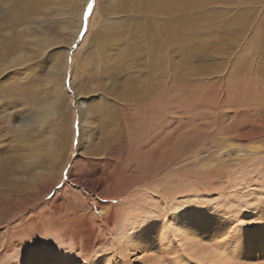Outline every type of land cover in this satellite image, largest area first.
<instances>
[{"label": "rangeland", "instance_id": "374dc122", "mask_svg": "<svg viewBox=\"0 0 264 264\" xmlns=\"http://www.w3.org/2000/svg\"><path fill=\"white\" fill-rule=\"evenodd\" d=\"M89 3L93 5L92 11L98 8L92 23L93 34L83 42L90 29V17L85 19L84 14L75 41L73 34L80 15L69 17L67 6L72 12L80 7L86 11ZM172 3L173 0H134L136 6H133L130 0H64V13L59 11L52 14L53 18L33 26L31 33L36 37L33 44L40 42L49 49L47 52H44L46 48L40 49L43 56L32 58L31 65L41 66L37 78L39 88L43 85L47 92L42 93L46 102L35 113L13 111L0 116V194L20 197L16 203L11 197L4 207L0 202V264H21L27 259L31 264H42L43 257L53 254L49 251L58 244L68 258L75 255L68 259L73 260L72 264H214L220 261L222 264H264L261 237H264V137L236 141L231 132L221 129L222 125L202 129L188 126L182 145H174L173 150L182 152L172 155L170 174L166 178L158 176L149 180L150 171L158 174L153 166L137 169L145 175L144 183L133 185L126 198L114 202L96 197L83 188L84 181L98 172L112 176L115 173L116 179L124 175L133 178L138 173L133 172L132 160L123 163L132 152L125 134L114 145L107 146L102 155L106 163L94 164L87 154L91 143L98 144L105 136L97 117V125L92 127L94 132L82 129L76 104L82 107L87 100L75 93L78 88L73 73L76 58L88 55L95 39H108L116 33L115 28H123L121 23L126 16L154 21L156 30L160 31L169 16L165 14L166 5H171L170 19L178 17V8ZM182 6H185L183 30L188 72L184 75L183 68V83L172 92L173 97L183 91L180 89L187 90L189 98L196 99L201 91H226L231 76L242 66V75L264 72V0H185ZM103 27L109 29H105L106 34L102 32ZM110 30L113 31L109 33ZM161 33L164 34L162 30L160 36ZM73 53H77L76 58ZM170 56L175 65L178 61L175 52ZM54 67L56 71L51 70ZM54 72L57 76L52 80ZM19 80L20 77L10 73L4 78L7 85L24 90V81ZM175 82L172 78L170 86ZM58 87L60 96H64L62 110L54 105L59 98L54 93ZM98 95L90 93L89 100L99 99ZM72 109L77 113L73 121ZM59 111L67 113L70 122L66 121L63 127L68 143L57 156V148L52 143L65 132L58 126ZM171 111L174 125L178 113L174 107ZM232 120L222 123L229 125ZM3 123L8 125L4 127ZM17 127H21L17 130L19 134L26 132V136L15 134ZM207 130L215 131V135ZM257 149L260 151L257 154L250 153ZM100 158L96 157V162ZM75 168L82 176L80 185L74 187L70 176ZM97 203H102L103 208ZM110 204L116 207L112 211L113 222L108 226L100 219ZM128 209L136 212L126 222L123 211ZM258 228L261 232H257ZM134 231L138 232L133 234V242H125L123 238ZM193 236H197L196 244L189 241ZM237 238L242 240L238 248ZM44 249L49 253L43 254ZM204 259L211 263H203Z\"/></svg>", "mask_w": 264, "mask_h": 264}, {"label": "bare ground", "instance_id": "6f19581e", "mask_svg": "<svg viewBox=\"0 0 264 264\" xmlns=\"http://www.w3.org/2000/svg\"><path fill=\"white\" fill-rule=\"evenodd\" d=\"M173 2L174 4H172L178 8V17L170 19L172 13L168 8L171 5H166L164 9L166 11L165 14L169 16L167 17L168 20L166 19L167 21H164V24L161 26L160 31L164 32V34L161 33L162 36L159 35L160 31L156 30L154 21L148 20V22H144L136 19L135 21L132 16H126L124 20L121 19V24L124 27H118L120 30H116L117 28H115L116 33H112L110 37L107 34L108 39H95L96 43L94 47L84 58L77 59V53L76 55L73 53L76 58L73 73L76 87L80 89L76 88L75 93L78 98L87 100L86 103H83L82 107L78 103L76 104L80 110L82 129L85 132H92L97 118L101 121V125L104 128L103 135L105 137L98 144H92L90 140L91 145L87 154L91 156V159L95 162L94 164L100 165V162L106 163V157L102 155L107 151V146L110 144L114 145L119 138L121 139V137L126 136L132 152L123 163L126 164L132 160L131 162H134L133 172L138 173L136 177H133L132 174L131 177L133 178L124 175L120 179L114 178L116 176L115 173H113V176L111 173L104 175L100 172L90 174L91 177L84 181L83 188L89 189L91 194L96 195V197L102 199L106 197L111 202L120 200V198H126L133 185L139 184V182L142 184L146 180L144 174L135 170H143L147 166H153L154 170L158 172L157 174L150 171L149 180H154L158 176H163L162 178L169 176V170L172 166V155H176L180 151V149H177V151L173 150L174 145H180L184 142L183 140L188 135L186 132L188 126L202 129L212 128L215 124L218 126L222 125L221 129L231 132L232 138H236V141L264 137V72L262 71H257L258 73L253 71L251 74L242 75V66L235 71L234 76H231V81L226 86V91L221 90L217 93H214L215 90H213L214 92L208 90L201 91L202 93H199L196 99L194 97L189 98L190 96L186 93L187 90L180 89L183 91H178V93H175L176 97H173L172 92L177 90L178 86L183 83L181 81L184 79L182 74L183 68L184 75L185 72H188L185 61L187 54L184 51L186 35L184 34L185 30H183L185 6L182 5H185V0H173ZM130 3L134 4V0H130ZM135 4L133 6H136ZM120 5H123L122 1ZM97 6H99L98 2ZM124 6L128 7L129 5ZM97 10L98 8L95 7L94 11L88 16L90 17V29L83 42H87L93 34L92 23L95 22V12L97 13ZM59 11L60 13H64L65 11L64 0H0V88H3L7 94L5 98L0 99V116L9 115L13 111L17 113L33 110L32 112L35 113V110L42 107L46 102L42 97V93L44 92V95H46L47 92H45L43 85L39 88L37 78V70L41 66H31L33 62L32 58H41L43 55L41 56L39 50L46 47L42 46L45 44L40 42L33 44L36 37L32 35L31 30L34 25L40 21L53 18L52 14H58ZM67 11L69 17H72L74 14L80 15V21L77 22L73 34V39L75 40L77 34L80 32V22L82 16L85 14V9L80 7L77 11L72 12L73 10L67 6ZM79 15L77 16L79 17ZM114 24L116 22L113 23V27H115ZM107 27H103L104 31L102 30V32L104 34L108 32H105V29L109 30ZM69 29H72V27ZM111 31L113 30H110L109 33ZM89 33L90 35L87 38ZM48 50L46 48L44 52ZM173 51L177 56L175 59L178 58L175 65H172L170 59ZM166 52L170 55L166 54ZM66 60L68 61V59ZM67 66V62H65V71ZM55 68L51 70L56 71ZM9 73L20 77L21 80L19 81H24V84H22L26 86L24 90L11 84H6L4 78ZM56 76L54 72L52 80H55ZM172 78L176 80V87H174L175 85L170 86ZM54 93H61V88H56ZM90 93L94 95H98L96 93H99V99L89 100L90 97L88 95ZM227 95H230V98H227ZM62 98L64 96H60L59 94V98L56 99L57 104H54L59 110H62ZM78 98L76 102H78ZM46 99L48 100V97ZM171 107H174L178 113V119H175L177 121L174 125L170 119V115L172 114ZM224 107L228 108L229 111ZM74 111L72 109V121L76 119L75 114L77 113ZM66 115L67 113L60 111L57 113L58 126L63 128L66 121L70 122L69 116ZM95 117L97 118L95 119ZM229 120H232L231 124L227 123L229 125L222 123ZM8 123H3L2 125L6 127ZM21 127L16 128L15 134L17 133L18 136L24 137L26 136V132L19 134L17 131ZM62 131H65L62 136L55 143H52L57 148L55 150L57 156L58 152L61 153V151L65 150V146L69 140L66 130L63 128ZM192 133H195V131L192 130ZM208 133L215 135V131H208ZM124 134L125 136H123ZM258 152H260L259 149L252 150L250 153L257 154ZM178 156L177 158H179ZM96 157H101L100 160L98 159V162H96ZM77 168L71 172L70 176L72 178L71 184L74 187L81 183L80 179L82 175L78 174ZM120 174L122 175V173ZM49 188L51 189L52 185ZM13 195L0 194L1 207H4V204L8 203L11 197L13 198L11 200L15 203L20 202V197L17 196L18 198L16 199ZM97 205L103 208L102 203H97ZM115 207V205L111 204L107 206L105 216H102L100 219L108 226L111 225L110 222H113L114 214L112 211ZM135 212V209L124 210L123 219L125 218L127 222ZM181 212H178V216ZM0 215L2 214L0 213ZM217 226H219L218 222ZM137 232L134 231L132 235L125 236L123 239L125 242L132 243L133 234L135 235ZM257 232H261L259 228ZM257 235L252 234V236ZM193 237L189 241L191 244H196L197 236ZM261 237L264 239L262 235ZM119 241H122L121 237ZM241 243L242 240L237 238V248ZM57 246L59 248L54 247L52 251L44 249L43 254L49 252L53 254L44 256V260L41 261L42 264L73 263V260L68 259H72L75 255L72 254L68 258L61 244ZM191 250L195 252V247H192ZM204 262L211 263L210 260L206 259L203 260ZM31 263L32 261L27 259V261L21 264ZM214 264H222V262Z\"/></svg>", "mask_w": 264, "mask_h": 264}, {"label": "snow or ice", "instance_id": "6c2138e0", "mask_svg": "<svg viewBox=\"0 0 264 264\" xmlns=\"http://www.w3.org/2000/svg\"><path fill=\"white\" fill-rule=\"evenodd\" d=\"M92 8H93L92 3H89L88 8H87V10L85 11V19H87L88 16L91 14V12H92ZM6 95H7V94H6L5 90H4L3 88H0V99L5 98Z\"/></svg>", "mask_w": 264, "mask_h": 264}]
</instances>
